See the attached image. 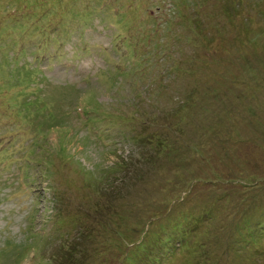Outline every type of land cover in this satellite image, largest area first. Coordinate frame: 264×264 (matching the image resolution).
<instances>
[{
  "label": "rangeland",
  "instance_id": "374dc122",
  "mask_svg": "<svg viewBox=\"0 0 264 264\" xmlns=\"http://www.w3.org/2000/svg\"><path fill=\"white\" fill-rule=\"evenodd\" d=\"M0 264H264V0H0Z\"/></svg>",
  "mask_w": 264,
  "mask_h": 264
},
{
  "label": "trees",
  "instance_id": "16d2710c",
  "mask_svg": "<svg viewBox=\"0 0 264 264\" xmlns=\"http://www.w3.org/2000/svg\"><path fill=\"white\" fill-rule=\"evenodd\" d=\"M174 71H176V70H175V69L171 70V71H170V74H173ZM201 146H203V145H201ZM188 148H189V149H192V150H193L194 152H196V153L198 152V150H197V146H195V145H193V144L190 145V146H188ZM174 226L177 227L176 225H174ZM150 257H152V256L150 255Z\"/></svg>",
  "mask_w": 264,
  "mask_h": 264
}]
</instances>
